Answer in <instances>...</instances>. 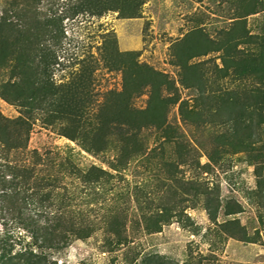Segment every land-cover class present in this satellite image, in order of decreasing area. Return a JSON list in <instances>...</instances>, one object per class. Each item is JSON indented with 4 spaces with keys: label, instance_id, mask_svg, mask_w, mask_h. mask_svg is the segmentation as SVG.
<instances>
[{
    "label": "rangeland",
    "instance_id": "1",
    "mask_svg": "<svg viewBox=\"0 0 264 264\" xmlns=\"http://www.w3.org/2000/svg\"><path fill=\"white\" fill-rule=\"evenodd\" d=\"M76 3L0 0V22L15 14H25L29 21L34 13L41 20L55 16V32L41 41L42 56H55V63L47 70L54 86L52 101L55 108L77 107L74 118L80 120L84 133H90L104 115L105 119H114V108L109 105L115 93L123 89L121 63L128 61L121 53L135 52L139 63L174 83L173 91L180 100H188L206 115L215 111L219 95L255 87L252 80L221 77L217 71L222 66L221 51L189 58L187 66L193 68H183L182 64L190 55L222 45L230 36L241 39L248 33L255 41L264 26V12L246 14L259 9L264 0H144L136 16L130 18L118 11L101 16L75 15ZM244 47L254 53L257 50L253 43H240L236 49ZM199 73L203 95L194 85ZM8 80V72L0 69V93L2 83ZM148 91L146 88L131 97L134 110L146 108ZM20 112L24 110L0 96V133L12 132L10 140L20 145L10 150L0 145V180L5 181L0 182V245L13 253L32 246L35 220L55 213L61 214L65 226L88 233L84 238H71L66 247L52 254L61 264H142L148 254L180 264L188 259L199 264H264V165L260 187L245 154L233 151L235 142L224 145L219 141L218 136H228L229 125L186 123L176 105L168 112L167 132L142 127L137 131L140 152L114 170L112 165L121 146L115 138L98 142L104 150L93 153L86 149L93 145L89 140L82 145L64 136L72 134L75 127L69 120L45 124L43 114L36 116L25 139L24 128L11 122L5 125L1 119L13 120ZM130 145L131 149L137 147L133 141ZM222 145L227 151L210 162L208 153ZM34 150L45 160L39 166ZM65 158L83 173L92 166L106 173L77 177L67 174V169L60 172L52 168L54 162ZM7 164L20 171L37 167L40 177L46 179L58 176L53 204L37 199L33 177L10 180L3 175ZM198 191L219 199L221 207L215 222L210 220L202 200L197 199ZM160 206L176 215L162 225L160 232L148 233L146 218ZM228 209L239 212L226 216ZM232 219H237L255 242L223 232L219 223Z\"/></svg>",
    "mask_w": 264,
    "mask_h": 264
},
{
    "label": "trees",
    "instance_id": "2",
    "mask_svg": "<svg viewBox=\"0 0 264 264\" xmlns=\"http://www.w3.org/2000/svg\"><path fill=\"white\" fill-rule=\"evenodd\" d=\"M36 1L40 0H34V2ZM142 3L144 0H77L74 6V14L90 13L101 16L108 11H118L122 17L130 18L136 16ZM262 11L264 12V3L259 9L246 15ZM36 14L31 16L33 18L30 21L25 14H15L16 17L4 18L0 22V29L2 30L0 33V69L9 74V80L1 85L0 96L24 110L13 120L1 117L5 125L11 122L24 128L25 139H28L34 120L37 119L36 116L46 115L45 124H52L56 119L65 118L75 127H73L72 134L65 133L64 136L72 141L79 140L82 145L89 140L93 145L86 149L93 153L104 150V146L97 145L98 142L101 141L102 143L106 141L107 137H113L121 144L120 153L112 165V168L116 170L130 157L140 152L137 131L142 127L151 126L166 133L170 126L167 122L168 112L171 107L177 105L180 117L186 123L202 125L217 122L221 125H229L228 136L223 134L218 136L219 141L224 142V145L225 142L230 144L231 140L235 142L232 143L233 151L245 154L246 161L254 167L257 185L262 186V168L264 165V26L261 33L255 37V41H251L254 36L248 33L241 35V39L230 36L222 45L208 47L200 53L192 54L182 64L183 68H193V66H187L189 58L221 51L222 66L217 67L221 77L231 76L237 80L255 82V87L244 88L242 91L229 90L223 95H219L215 101L216 109L209 115L204 114L202 110H197L195 106H191L188 100H180L179 95L173 91L174 83L152 67L139 63L135 58V52L121 53L123 57H128V61L121 63L124 80L123 89L121 92L115 93V99L109 105V108H114V119L110 121L105 119L104 115L98 118V122L94 124L90 133H84L80 120L74 118L77 115L74 111L77 107L55 108L54 106L55 103L52 101L55 94L52 90L54 86L47 76V70L51 64L55 63V56L53 59L50 55L42 56L41 41L45 35L55 32L58 24L54 15L51 18L41 20ZM240 43H253L257 50L255 53L246 50L245 47L237 50L236 46ZM202 81V73H199L194 85L199 86L203 95L205 93L204 88H202ZM183 82L185 81H182V84L185 85L186 83ZM186 86L190 85L187 84ZM146 88L149 90L146 108L141 111L134 110L130 106L131 97L140 94ZM9 134L0 133V145L4 148L3 150L20 147L19 144H14L10 140L14 134L10 131ZM132 141L137 146L134 149H131L133 148L131 145L129 146V142L132 143ZM224 145L215 147L212 153H208L207 157L210 162H216L218 157L227 151ZM34 154L37 160L36 166H39L41 161H45L42 159L43 155L38 151L34 150ZM55 163L56 165L52 168L57 167V171L60 172L67 169V174L77 177L106 173L104 169L95 166L83 173L67 158L53 164ZM6 168L3 175L10 176V180H14L18 176H22L24 179L26 175L33 177L34 186L32 189L35 190L37 199L53 204L54 192L59 187L60 178L58 176L50 175L47 179L42 178L39 175L40 169L37 167L20 171L16 166L7 164ZM86 180L89 181L90 178H86ZM0 182L4 183L5 181L0 180ZM2 187L5 185L2 184ZM14 193L16 192L14 191ZM196 196L198 200H202L210 220L215 222L221 207L219 199L207 191H198ZM238 212L239 210L228 209L224 214L228 216ZM50 215L51 217L48 216L43 220L41 218L35 220V228L31 235L32 246L13 253L11 249L0 245V264H61L52 254L66 247L71 238L88 236V233H84L85 230L83 229L65 226L62 223L61 214L50 213ZM175 215L176 213H173L166 206H160L155 213L146 218L148 223L145 230L148 233L160 232L162 225L169 223ZM187 220H189L188 217ZM219 225L221 230L231 237L255 242V239L246 234L237 219L226 220ZM232 227L235 228L234 231H232ZM142 264L180 263L168 260L158 254H148L142 260ZM182 264L199 263L188 259Z\"/></svg>",
    "mask_w": 264,
    "mask_h": 264
}]
</instances>
